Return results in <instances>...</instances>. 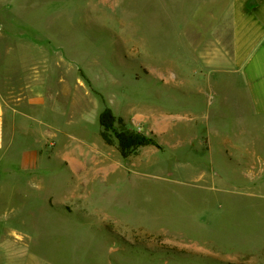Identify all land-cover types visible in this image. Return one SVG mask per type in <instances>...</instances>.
Returning a JSON list of instances; mask_svg holds the SVG:
<instances>
[{"label": "rangeland", "instance_id": "374dc122", "mask_svg": "<svg viewBox=\"0 0 264 264\" xmlns=\"http://www.w3.org/2000/svg\"><path fill=\"white\" fill-rule=\"evenodd\" d=\"M210 3L0 0V264H264V118L192 63L230 53L229 21L180 38ZM107 106L159 145L123 157Z\"/></svg>", "mask_w": 264, "mask_h": 264}, {"label": "crops", "instance_id": "0c3cea01", "mask_svg": "<svg viewBox=\"0 0 264 264\" xmlns=\"http://www.w3.org/2000/svg\"><path fill=\"white\" fill-rule=\"evenodd\" d=\"M211 3L206 7H198L196 14L202 17L185 20L179 27L180 38L184 45L190 42L189 29L202 25L208 17L217 28L218 23H223L225 18L229 21L231 31V50L229 54L210 56L206 59L201 54L200 58L194 57V71L199 73L207 82L214 68L216 72H226L236 74L248 96L251 111L254 115L264 118V0H210ZM226 2L227 6H220ZM195 20V22L193 21ZM185 60L190 58L187 48L185 49ZM183 60V59H182ZM188 60V59H187ZM187 60L184 62L185 71L187 70ZM188 62H190L188 60ZM208 67L211 70H208ZM187 77V76H185ZM186 79V78H185ZM188 79V78H187ZM199 93H204L205 89L200 88ZM6 110L0 94V163L6 151ZM33 154L29 158L33 159ZM2 176L0 175V185ZM15 262V261H14ZM7 262L4 264H21ZM25 264V263H24Z\"/></svg>", "mask_w": 264, "mask_h": 264}, {"label": "trees", "instance_id": "16d2710c", "mask_svg": "<svg viewBox=\"0 0 264 264\" xmlns=\"http://www.w3.org/2000/svg\"><path fill=\"white\" fill-rule=\"evenodd\" d=\"M100 124L104 141L109 145L116 142L121 155L125 158L138 148L159 145L155 137L128 128L123 123V118L118 117L110 106H107L101 113Z\"/></svg>", "mask_w": 264, "mask_h": 264}]
</instances>
